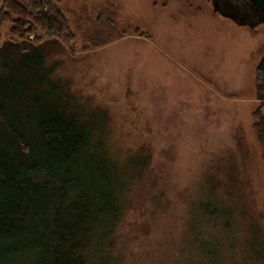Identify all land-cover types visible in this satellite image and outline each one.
I'll return each instance as SVG.
<instances>
[{
    "label": "rangeland",
    "instance_id": "rangeland-1",
    "mask_svg": "<svg viewBox=\"0 0 264 264\" xmlns=\"http://www.w3.org/2000/svg\"><path fill=\"white\" fill-rule=\"evenodd\" d=\"M58 3L75 41L42 40L53 46L43 53L50 79L70 85L89 152H106L115 190L127 187L111 254L91 263L264 264V160L252 128L264 21L234 22L211 0ZM24 60L33 68L36 53ZM13 76L15 102L28 86L33 106L46 101L36 71Z\"/></svg>",
    "mask_w": 264,
    "mask_h": 264
},
{
    "label": "trees",
    "instance_id": "trees-1",
    "mask_svg": "<svg viewBox=\"0 0 264 264\" xmlns=\"http://www.w3.org/2000/svg\"><path fill=\"white\" fill-rule=\"evenodd\" d=\"M46 1V10L40 0L0 2V264L29 263L34 257L37 264H92V256L111 254L127 192V187L123 193L115 190L106 152H89L93 138L74 119L70 85L64 82L60 90L50 79L56 68L43 53L53 46L42 40L58 37L70 44L75 34L59 0ZM5 24L11 40L2 42ZM89 42L100 47L109 41ZM33 52L37 62L30 68L24 59ZM19 68L39 74L35 84L46 101L33 106L28 99L35 89L28 86L15 102L13 75ZM47 85L56 90L41 89ZM254 90L259 104L252 128L264 160V53L254 70ZM34 109H39L36 118ZM59 109L65 114L51 115Z\"/></svg>",
    "mask_w": 264,
    "mask_h": 264
},
{
    "label": "water",
    "instance_id": "water-1",
    "mask_svg": "<svg viewBox=\"0 0 264 264\" xmlns=\"http://www.w3.org/2000/svg\"><path fill=\"white\" fill-rule=\"evenodd\" d=\"M2 0H0L1 2ZM215 12L228 16L234 22L239 17L264 21V0H211ZM244 24V23H242Z\"/></svg>",
    "mask_w": 264,
    "mask_h": 264
},
{
    "label": "built area",
    "instance_id": "built-area-1",
    "mask_svg": "<svg viewBox=\"0 0 264 264\" xmlns=\"http://www.w3.org/2000/svg\"><path fill=\"white\" fill-rule=\"evenodd\" d=\"M40 1L43 3L42 10H46L48 8L47 1L46 0H40ZM29 38H32V36H29Z\"/></svg>",
    "mask_w": 264,
    "mask_h": 264
}]
</instances>
